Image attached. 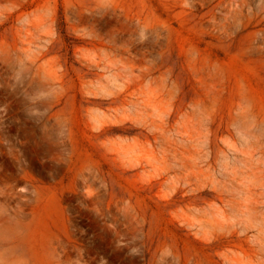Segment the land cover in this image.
<instances>
[{"label":"rangeland","instance_id":"1","mask_svg":"<svg viewBox=\"0 0 264 264\" xmlns=\"http://www.w3.org/2000/svg\"><path fill=\"white\" fill-rule=\"evenodd\" d=\"M0 264H264V0H0Z\"/></svg>","mask_w":264,"mask_h":264}]
</instances>
